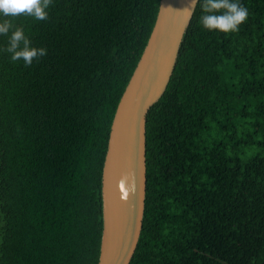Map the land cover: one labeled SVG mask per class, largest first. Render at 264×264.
I'll use <instances>...</instances> for the list:
<instances>
[{
	"label": "trees",
	"instance_id": "obj_1",
	"mask_svg": "<svg viewBox=\"0 0 264 264\" xmlns=\"http://www.w3.org/2000/svg\"><path fill=\"white\" fill-rule=\"evenodd\" d=\"M159 1L0 10V264H97L109 130ZM145 127L129 264H264V0H198Z\"/></svg>",
	"mask_w": 264,
	"mask_h": 264
},
{
	"label": "water",
	"instance_id": "obj_2",
	"mask_svg": "<svg viewBox=\"0 0 264 264\" xmlns=\"http://www.w3.org/2000/svg\"><path fill=\"white\" fill-rule=\"evenodd\" d=\"M16 0H0V10ZM198 0H160L143 52L117 104L101 173L97 264H129L146 192V115L164 93Z\"/></svg>",
	"mask_w": 264,
	"mask_h": 264
}]
</instances>
